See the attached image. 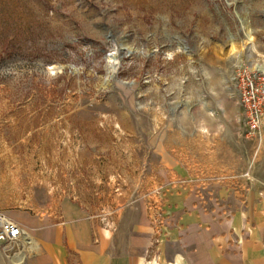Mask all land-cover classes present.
<instances>
[{
    "label": "rangeland",
    "instance_id": "obj_1",
    "mask_svg": "<svg viewBox=\"0 0 264 264\" xmlns=\"http://www.w3.org/2000/svg\"><path fill=\"white\" fill-rule=\"evenodd\" d=\"M257 65L264 0H0V215L37 242L69 200L160 264L182 210L235 219L264 176L234 89Z\"/></svg>",
    "mask_w": 264,
    "mask_h": 264
},
{
    "label": "crops",
    "instance_id": "obj_2",
    "mask_svg": "<svg viewBox=\"0 0 264 264\" xmlns=\"http://www.w3.org/2000/svg\"><path fill=\"white\" fill-rule=\"evenodd\" d=\"M244 183V191L235 193L242 195L237 200L243 201V206L231 210L228 214L235 219L221 220L220 217H224L222 211L216 212L203 207L182 210L179 225L175 228L170 226L169 233L160 248L164 252L160 264H264V176L256 179L252 184L254 187L248 192L247 182ZM198 196H202L199 191H187L185 200L190 202ZM60 219L62 232L51 230L37 242L21 229V238L30 237L31 247L24 250L19 259H2L3 263L153 264L155 262L154 258L149 257V261H146L143 256L149 235L147 231L140 229L131 241V244L140 250L138 253H118L105 233L97 231L92 217L74 202L67 200L61 204ZM35 247L36 256L25 257V253Z\"/></svg>",
    "mask_w": 264,
    "mask_h": 264
},
{
    "label": "built area",
    "instance_id": "obj_3",
    "mask_svg": "<svg viewBox=\"0 0 264 264\" xmlns=\"http://www.w3.org/2000/svg\"><path fill=\"white\" fill-rule=\"evenodd\" d=\"M234 89L241 110L240 123L246 139H264V71L241 67L234 76ZM22 228L0 215V245L5 248L20 236Z\"/></svg>",
    "mask_w": 264,
    "mask_h": 264
},
{
    "label": "bare ground",
    "instance_id": "obj_4",
    "mask_svg": "<svg viewBox=\"0 0 264 264\" xmlns=\"http://www.w3.org/2000/svg\"><path fill=\"white\" fill-rule=\"evenodd\" d=\"M244 37L247 42H252V37L249 31L244 32ZM256 69L264 71V65H257ZM21 235L22 231L17 240L4 248L6 250V253H4L5 255L3 256L4 258L9 260L19 259L22 256V252L24 250H28L31 247L32 240L30 239V237L24 236L21 238Z\"/></svg>",
    "mask_w": 264,
    "mask_h": 264
}]
</instances>
